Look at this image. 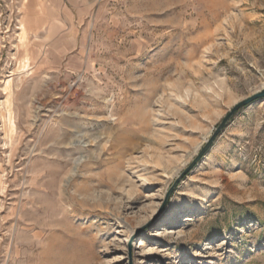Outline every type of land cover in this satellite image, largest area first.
<instances>
[{
	"label": "rangeland",
	"instance_id": "1",
	"mask_svg": "<svg viewBox=\"0 0 264 264\" xmlns=\"http://www.w3.org/2000/svg\"><path fill=\"white\" fill-rule=\"evenodd\" d=\"M263 82L264 0H0V264H264V99L181 176Z\"/></svg>",
	"mask_w": 264,
	"mask_h": 264
},
{
	"label": "water",
	"instance_id": "2",
	"mask_svg": "<svg viewBox=\"0 0 264 264\" xmlns=\"http://www.w3.org/2000/svg\"><path fill=\"white\" fill-rule=\"evenodd\" d=\"M264 99V87L256 90L248 97L244 98L243 100L235 103L233 107L227 112V114L222 118L220 123L215 128L213 134L210 136V138L206 141L205 145L200 149V151L197 153L195 158L192 160V162L189 164L187 169L182 173L181 176H183L186 172H188L202 157V155L208 150V148L211 146L213 140L218 135V133L227 125L229 120L233 117V115L239 111L241 108H244L251 103ZM178 181V180H177ZM176 181V182H177Z\"/></svg>",
	"mask_w": 264,
	"mask_h": 264
},
{
	"label": "crops",
	"instance_id": "3",
	"mask_svg": "<svg viewBox=\"0 0 264 264\" xmlns=\"http://www.w3.org/2000/svg\"><path fill=\"white\" fill-rule=\"evenodd\" d=\"M30 7V6H29ZM35 7H36V3H35V5H32L30 8V10H32V11H35L34 9H35ZM24 8V7H23ZM21 22V26H22V23L24 22V20H21L20 21ZM56 24H53V25H50L49 27H48V33L49 32H51L53 29H55L56 28ZM23 41H24V29H23V26H22V29H21V34H20V37H19V43H20V46H22V44H23ZM26 62H27V56H26V54L24 55L23 54V58L20 60V63H21V65L23 66V67H25L26 66Z\"/></svg>",
	"mask_w": 264,
	"mask_h": 264
},
{
	"label": "bare ground",
	"instance_id": "4",
	"mask_svg": "<svg viewBox=\"0 0 264 264\" xmlns=\"http://www.w3.org/2000/svg\"><path fill=\"white\" fill-rule=\"evenodd\" d=\"M23 58V57H22ZM262 87H264V82L261 84V86H260V88H262ZM259 88V89H260ZM197 149H198V147L194 150V152H196L197 151ZM185 165V163H183L181 166H184ZM177 172H179V170H177L174 174H176ZM125 226V225H124ZM133 231V228L132 227H130L129 228V232H132ZM143 244H141V246H142ZM88 259H90V258H88ZM86 264H96V262H95V260L93 259H90V260H87L86 261Z\"/></svg>",
	"mask_w": 264,
	"mask_h": 264
}]
</instances>
